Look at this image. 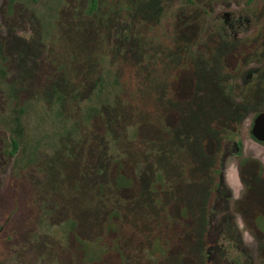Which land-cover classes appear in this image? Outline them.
<instances>
[{"label":"rangeland","instance_id":"obj_1","mask_svg":"<svg viewBox=\"0 0 264 264\" xmlns=\"http://www.w3.org/2000/svg\"><path fill=\"white\" fill-rule=\"evenodd\" d=\"M182 1L156 16V0H99L93 14L89 0H18L10 13L0 0V160L16 124L9 77L25 108L21 151L0 162V264H88L82 242L115 250L90 264H264V235L245 225L264 227V194L242 201L245 182L264 188V145L249 135L264 43L237 73L221 57L264 40V0Z\"/></svg>","mask_w":264,"mask_h":264},{"label":"trees","instance_id":"obj_2","mask_svg":"<svg viewBox=\"0 0 264 264\" xmlns=\"http://www.w3.org/2000/svg\"><path fill=\"white\" fill-rule=\"evenodd\" d=\"M148 1V0H147ZM149 1H151V0H149ZM155 1V0H154ZM211 1V0H210ZM212 1H221V0H212ZM241 1V3H243V5H244V7L245 8H247V9H249V10H253L251 7L252 6H254V2L256 1V0H240ZM12 2H14V1H12ZM149 4H150V2H148ZM166 3V0H161V1H159L158 2V0H156V6H155V12H156V16H158L159 14H160V12H162L163 14H168L167 12H163V11H161L162 9H163V7H162V5L163 4H165ZM182 3L183 4H191V5H196V2H195V0H183L182 1ZM98 4H99V0H89V4H88V12L90 13V14H93V13H95L96 11H97V9H98ZM156 7H159V8H156ZM263 9V8H262ZM152 10V8H149V9H146L145 11L147 12V15H149L150 16V11ZM153 11V10H152ZM255 11H261V10H256L255 9ZM154 12V11H153ZM154 12V13H155ZM203 14L204 15H206V16H210V12L208 11V10H206V9H204L203 10ZM264 13H262V12H258L257 13V15H262V16H264L263 15ZM153 15H155V14H153ZM151 17V16H150ZM152 18V17H151ZM175 25V24H174ZM264 43V40H263V38L262 37H260V36H255V37H253L252 39H250V38H247V39H245V40H243L238 46H237V48L232 52H229V53H226L225 55L223 54L221 57L222 58H224V63H222V60H220V63H222L223 64V66L225 65V62L226 61H232V72H234V73H237L238 72V70H239V66H240V62L244 59V58H246V57H248V56H250V55H252V56H254V55H257L258 54V50H259V48H260V46H262V44ZM217 50H218V48H217V46H215V48L214 49H212V52L211 53H213V55L214 56H216V53H217ZM216 51V52H215ZM204 53V52H203ZM227 59V60H226ZM207 60V59H206ZM190 68V67H189ZM190 70V69H189ZM209 71L210 72H212L213 71V69H211V68H209ZM207 73H209V72H207ZM190 75L189 76H192V74L191 73H189ZM202 76V75H201ZM207 77H208V75H203L202 76V78L203 79H207ZM208 79H210V77H208ZM186 81V80H185ZM192 82V83H194L193 82V76L190 78V77H188V80H187V83L188 82ZM211 90V92H212V90L213 89H210ZM211 94H213V93H211ZM23 113H24V111L22 110V108L21 109H19L18 111H17V115L16 116H14V120H16L17 122H20V120H21V118H22V115H23ZM170 118L171 119H169V121H171V125H175V123H177V119H178V117H177V115L176 114H173V116L172 115H170ZM20 129V124L18 123V126H17V128H16V130H19ZM16 134H17V132H16ZM175 141V139L173 140V142ZM172 159H173V157H172ZM184 168V166L183 167H181L180 169L182 170ZM189 170V167L188 166H185V171H188ZM257 172H258V176L260 175V177L261 178H264V168H261V167H258V169H257ZM255 184V183H254ZM246 195H247V190H246V193L244 194V196H243V198H242V200L246 197ZM257 196V195H256ZM258 196H260V195H258ZM116 212V211H115ZM114 211H113V213L110 215V218L113 216V217H115L116 215H117V213H115ZM179 214H180V216L179 217H182L183 219H188V217L187 216H185V214H184V212H183V210L179 207ZM114 224L115 223H113V221H111V222H108L107 223V226H106V228H107V230L106 231H108V230H113V227H114ZM245 225H246V227L248 228V229H251V228H253V230L255 229L257 232H256V234H258L259 236L260 235H264V227H262V226H259V224L257 225V224H255L254 222H251V225L249 224V221H246L245 222ZM260 237H262V236H260ZM263 238V237H262ZM97 241V240H96ZM99 242H100V239H99ZM85 243V242H84ZM83 242H82V244H80L79 245V250L81 251V256H83L84 258H85V262L86 263H88V264H90V263H95V261L94 262H92V260H91V258H90V256H95V255H93V253H97L96 254V256L97 257H101L102 259H104V256L105 255H109V254H111V253H114L113 251H115L114 249H111L110 251L111 252H105V251H101V250H91L90 249V247L87 245H85ZM97 244H99L98 242H97ZM176 246H177V244H175ZM98 246V245H97ZM81 247V248H80ZM176 255H178L179 253H180V250H177V247H175V251H173ZM88 254L90 255V256H88ZM112 255V254H111ZM90 258V259H89ZM117 260L118 259H120L121 258V256H116L115 257ZM99 260V259H98ZM98 260H96V261H98Z\"/></svg>","mask_w":264,"mask_h":264},{"label":"flooded vegetation","instance_id":"obj_3","mask_svg":"<svg viewBox=\"0 0 264 264\" xmlns=\"http://www.w3.org/2000/svg\"><path fill=\"white\" fill-rule=\"evenodd\" d=\"M12 1H14V2H12ZM17 1L18 0H7V6L5 8L6 13H10L13 10V8H15L14 6L17 3ZM6 57L7 56H6V53L4 51V43L1 42V40H0V79L3 82L8 80V75L7 74H8V71H9V67H8V62L6 63V60H7ZM10 78L11 77H9L10 84H9L8 87H9L10 91L13 93V97H14L13 99L14 100H13V103L12 104H13V106H15L14 112L17 115V111L19 109L22 108V110L25 111L23 101L21 100L22 88L19 87V83H18L19 81L16 80V77L14 78V80H10ZM262 111H264V110H262ZM259 112H261V111H259ZM258 113H256L254 115L253 120H254L255 116ZM12 120L15 121L16 124H15L14 128L9 127V129L5 132L4 140L6 142V148H5V150H2L1 151V153H2V160H0V162H2V163H5L6 161L9 162L10 160H13L16 157V155L19 154L20 151H21V139H20V137L18 135V131L22 129V126H21L20 122H17L16 120H14V116L12 117ZM253 120H252V124H251L250 130H249L250 138L254 142H256L257 144L264 145V141H261V140L256 139L252 135V133H251V128H252V125H253ZM18 123L20 124V129L19 130H16V128L18 126ZM11 126H12V123H11ZM16 132H17V134H16ZM243 156H244L243 157V160H244L243 163H240L237 160L235 162L237 169L240 168V171H246V169H248L247 168V162L249 161L248 160V156H246L245 154ZM3 157H5V160H3ZM258 167L264 168V165L261 164V163H258V166L256 168L258 169ZM257 175H258V172H257ZM12 176H13L12 174L9 175V177H11V178H12ZM258 177L264 182V178H261L260 175ZM245 184L246 185H244L243 188H245V191L247 190L248 192H251L253 194V196L264 194L263 192H261V190H264L262 184L259 185V188L258 189H254L253 191H252L251 185H249L246 182H245ZM262 196H264V195H262ZM8 217H9V215H6L4 220H7ZM1 226H2V224H0V229H1ZM252 229L253 228L249 229L250 232L252 231Z\"/></svg>","mask_w":264,"mask_h":264},{"label":"water","instance_id":"obj_4","mask_svg":"<svg viewBox=\"0 0 264 264\" xmlns=\"http://www.w3.org/2000/svg\"><path fill=\"white\" fill-rule=\"evenodd\" d=\"M251 133L256 139L264 141V111L259 112L255 116Z\"/></svg>","mask_w":264,"mask_h":264}]
</instances>
